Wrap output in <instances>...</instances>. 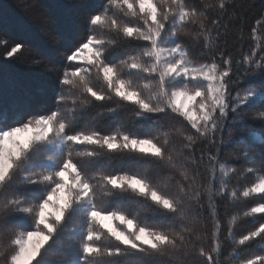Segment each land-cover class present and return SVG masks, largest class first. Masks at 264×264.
<instances>
[{"label": "snow or ice", "instance_id": "6c2138e0", "mask_svg": "<svg viewBox=\"0 0 264 264\" xmlns=\"http://www.w3.org/2000/svg\"><path fill=\"white\" fill-rule=\"evenodd\" d=\"M237 7L94 0L58 28L46 98L0 108V264H264V13L246 34Z\"/></svg>", "mask_w": 264, "mask_h": 264}, {"label": "trees", "instance_id": "16d2710c", "mask_svg": "<svg viewBox=\"0 0 264 264\" xmlns=\"http://www.w3.org/2000/svg\"><path fill=\"white\" fill-rule=\"evenodd\" d=\"M94 0H0V39H6L9 46L13 43H22L26 46L24 53L18 54L12 59H5L6 48L0 44V108L9 107L14 100L22 101V105L35 107L47 96L49 85L52 80L51 74L46 71L49 61H45L29 44L30 32L33 28L28 27L29 23H38V27H52L56 33L58 28H71L78 20V13L84 6L93 3ZM198 4L199 0H192ZM237 12L242 13L246 18L245 32L255 24L257 18L264 13V0H236ZM44 17H51V21L45 25L42 23ZM25 24V25H24ZM237 33L230 31V41H234ZM31 42V41H30ZM61 41L58 37L51 45L54 58H58V50ZM36 58L39 64H32L31 60ZM18 105V104H17ZM119 119V118H117ZM116 119L102 121L101 126L110 128L115 125ZM253 125L243 135L256 146L261 147L256 136L264 135L262 126L255 121L249 120ZM234 136L241 133L234 132ZM228 151H231L229 149ZM227 155V152H225ZM235 184V180L233 181ZM250 227L247 221L239 224L237 231L244 232ZM55 261V257H53Z\"/></svg>", "mask_w": 264, "mask_h": 264}, {"label": "rangeland", "instance_id": "374dc122", "mask_svg": "<svg viewBox=\"0 0 264 264\" xmlns=\"http://www.w3.org/2000/svg\"><path fill=\"white\" fill-rule=\"evenodd\" d=\"M25 25V24H24ZM28 27L33 28L34 32H30V36L32 39H30V41L28 40L29 44H31L30 46L33 47V49L40 55L43 57V59L45 61H50L51 59H53L54 57L51 55L52 53V49H51V45L54 42V40L56 39V37L54 36V29L52 27H49L50 24H48V28L47 27H38V23H29L27 24ZM14 104H18V105H22V101L15 99L14 100Z\"/></svg>", "mask_w": 264, "mask_h": 264}]
</instances>
